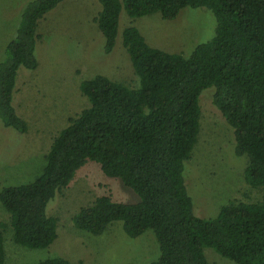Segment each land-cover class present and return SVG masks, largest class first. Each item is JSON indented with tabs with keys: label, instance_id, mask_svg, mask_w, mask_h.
Wrapping results in <instances>:
<instances>
[{
	"label": "trees",
	"instance_id": "16d2710c",
	"mask_svg": "<svg viewBox=\"0 0 264 264\" xmlns=\"http://www.w3.org/2000/svg\"><path fill=\"white\" fill-rule=\"evenodd\" d=\"M65 0H31L23 8L15 35L0 62V122L25 134L28 125L13 107L20 68L34 71L38 22ZM92 19L110 54L119 15L130 19L160 14L175 20L184 9H206L214 17L212 39L188 56L149 46L133 26L122 31L134 85L103 75L80 82L89 107L68 118L44 155V167L30 183L0 189L9 224L0 221V264L4 232L26 249H45L57 238L58 219L47 206L86 163H96L138 198L136 203L97 197L72 216L76 230L102 235L121 222L136 238L152 231L159 247L150 264H211L205 249L235 264H264V0H97ZM212 88V103L234 132V154L246 157L244 179L261 190L256 202L231 200L215 218L194 214L184 166L200 131L199 97ZM35 264H68L49 258Z\"/></svg>",
	"mask_w": 264,
	"mask_h": 264
},
{
	"label": "rangeland",
	"instance_id": "374dc122",
	"mask_svg": "<svg viewBox=\"0 0 264 264\" xmlns=\"http://www.w3.org/2000/svg\"><path fill=\"white\" fill-rule=\"evenodd\" d=\"M31 0H0V62L5 46L15 35L23 8ZM101 7L97 0H65L38 22L39 39L34 71L20 68L13 95V107L26 121L28 131L18 134L0 122V189L32 182L44 167V155L52 139L67 126L68 118L89 107L79 84L94 75L134 85L129 57L122 46V31L135 27L146 43L167 53L188 56L194 47L210 41L215 20L206 9H184L175 20L160 14L130 19L119 15L113 51L104 54V38L92 19ZM213 89L199 97L200 131L191 158L184 166V179L193 201L194 214L215 218L231 200L256 202L261 190L252 189L244 179L246 157L234 154V132L212 103ZM136 203L137 196L118 179L106 177L88 162L79 169L69 186L47 206L58 219L57 238L45 249H26L12 242L10 226L4 232L3 264H35L62 258L68 264H150L159 256L158 243L147 230L129 238L121 222H115L100 236L76 230L71 218L97 197ZM0 221L9 216L0 204ZM204 254L211 264H235L211 249Z\"/></svg>",
	"mask_w": 264,
	"mask_h": 264
}]
</instances>
